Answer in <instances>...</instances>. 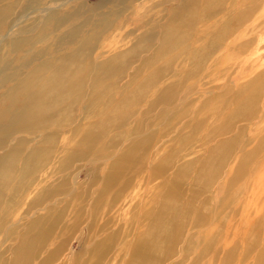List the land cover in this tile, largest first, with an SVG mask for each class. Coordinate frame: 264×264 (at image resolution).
<instances>
[{
    "label": "rangeland",
    "instance_id": "obj_1",
    "mask_svg": "<svg viewBox=\"0 0 264 264\" xmlns=\"http://www.w3.org/2000/svg\"><path fill=\"white\" fill-rule=\"evenodd\" d=\"M50 14L74 42L26 72L76 52L90 79L0 145L25 163L0 178V264H264V0H33L13 21Z\"/></svg>",
    "mask_w": 264,
    "mask_h": 264
},
{
    "label": "bare ground",
    "instance_id": "obj_2",
    "mask_svg": "<svg viewBox=\"0 0 264 264\" xmlns=\"http://www.w3.org/2000/svg\"><path fill=\"white\" fill-rule=\"evenodd\" d=\"M32 2L33 0H0V32L5 31V28H7L6 36L0 39V47L5 45L7 52L4 57L0 58V88L8 86L0 93V145H6L7 139L22 130V128L29 127L31 124H38L43 119L48 108L58 103V96L64 95L65 101L69 102L66 95L70 88L75 86L83 89L82 85H84L86 80L87 83L90 79L85 75V70L81 69V66L79 67L76 63V52L57 57L49 55L47 60L34 66L31 71L26 72L33 61L38 58H44L52 47H54L52 48L54 52H58L63 44L73 43L74 41L69 39L76 35L75 30L78 28L73 22L71 24L73 26L64 32L66 35L56 40L57 36L50 35L47 31L51 27L55 29H53L54 31H59L64 24L68 23V19L56 18L51 14L46 18L42 26L34 20L27 27H18L19 22L15 23L13 18L19 13L26 11ZM79 14L75 12L74 17ZM168 26L163 30V32L165 31V36L171 30ZM14 31L17 32L14 33ZM64 38H67V40L64 41ZM47 40L50 43L59 41L55 44L51 43L48 48H42L38 52L36 45L40 41ZM91 40L92 37L85 39L84 43L80 45V50H84L85 46L87 47L88 44H91ZM11 55H14L13 58H15L12 61L8 59ZM35 55L37 56L35 57ZM83 60L86 61L85 58ZM12 64L14 65L13 68H11ZM76 65L78 66L77 70ZM108 67L109 65L106 68ZM44 71L51 75L45 79L47 82L45 84L40 78V74L44 73ZM38 77L39 81H35ZM98 79L91 77L97 88L101 86V84H98ZM20 142L18 143L20 144ZM21 145L22 143L10 148L6 156L0 160V178H10L14 175L17 177L20 175L21 177L25 171V163L20 167L17 162ZM6 181V183L10 182ZM6 183L3 182V185L5 186ZM4 197L5 192L0 189V199ZM27 252L28 248L26 246L19 248L15 264H21L27 257Z\"/></svg>",
    "mask_w": 264,
    "mask_h": 264
}]
</instances>
